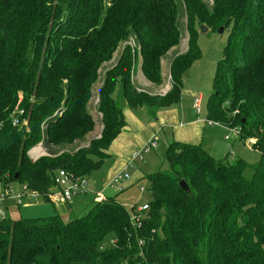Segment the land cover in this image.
I'll list each match as a JSON object with an SVG mask.
<instances>
[{"label": "trees", "instance_id": "obj_1", "mask_svg": "<svg viewBox=\"0 0 264 264\" xmlns=\"http://www.w3.org/2000/svg\"><path fill=\"white\" fill-rule=\"evenodd\" d=\"M210 1L182 0L188 48L171 61L170 91L157 96L135 92L133 78L140 59L147 81L163 84L165 57L181 43L176 0H0V187L18 183L44 196L56 190L60 170L85 178L109 158L127 125L126 107L155 117L179 103L184 75L199 58L196 24L232 26L207 121L255 140L261 156L247 176L241 160L230 164L201 145L171 142L169 171L146 177L149 209L138 225L112 197L72 219L7 217L0 264H264V0ZM122 45L98 91L101 137L88 149L33 162L28 152L43 136L60 148L93 128L91 88ZM16 110L23 114L13 117Z\"/></svg>", "mask_w": 264, "mask_h": 264}, {"label": "rangeland", "instance_id": "obj_2", "mask_svg": "<svg viewBox=\"0 0 264 264\" xmlns=\"http://www.w3.org/2000/svg\"><path fill=\"white\" fill-rule=\"evenodd\" d=\"M204 2L211 6L210 0H204ZM178 10L177 26L180 31V45L176 51H171L165 57L166 64L164 72L169 73L167 60H173L177 51L182 47L188 46V26L186 25V11L184 10L182 0H176ZM222 28V27H221ZM232 26L225 29L223 33L219 32V29L208 28L206 26H200L196 24L195 27V41H197L199 49V58L192 64L189 70L185 73L183 78L182 98L177 104L172 105L170 108L159 111H168L167 118L164 116L156 117L148 116V122L151 126H155L158 130L150 137L149 142L144 146L142 151L148 149V145L154 138L157 143V147L154 149H148L144 153L142 160L136 159L132 161L133 155L126 157L125 155H119L110 152V157L105 160L104 164L97 170L91 171V173L84 179L90 189L88 196L75 197L71 203V209L74 216H85L93 207L95 192L102 193L108 197L114 198L118 203L123 204L128 212L132 215L136 214V211L143 203L150 201V194L147 191L142 190L148 188L147 176L153 175L158 171H169L168 164L166 162V150L170 139L172 137H179L185 142L196 140L203 142V147L207 153L214 158L228 161L230 164L237 160H241L250 168L247 171V176L252 174V166L257 164L260 160V153L252 148L246 141L234 135L232 130L223 127L220 124L210 125L207 121V102L210 95L213 93V81L216 75V69L218 63L223 60V51L228 43V37L230 35ZM134 45L133 40L129 42ZM136 44V43H135ZM124 45H122L114 54L111 62H107L102 65L99 72L98 81L92 86V96L88 100L86 108L91 116L92 124H94L91 130L81 137H74L72 142L67 145H63L59 148V145H52L48 143L44 136L41 143L31 150H29V158L33 162L41 158L44 155H57V153H70L79 151L80 149H88L93 140L99 139L104 131L105 124L102 123V115L98 111L99 102V85L102 84L104 79V73L110 66H114L117 63V58L121 53ZM187 51V50H186ZM141 60L137 62L136 71L140 68ZM171 82V81H170ZM99 88V89H98ZM137 91V90H136ZM138 92V91H137ZM198 97H203L201 114L197 116L194 112V103ZM141 119H145L142 112H147L145 109L132 110ZM23 114L22 111H15V114ZM147 114V113H146ZM175 117V120H172ZM201 119L204 124H199L191 127L179 128L178 125L181 122L189 124L193 120ZM16 121V118H13ZM126 122V120H125ZM23 126H27V120L24 121ZM148 131V128H147ZM156 133H158L156 135ZM170 137V139H168ZM183 142V141H181ZM199 143V142H198ZM138 151V150H136ZM131 157V158H130ZM129 162V163H128ZM127 166V171L131 177V182L127 184V188L117 186L115 188L107 187V183L112 177L120 172V170ZM9 187V186H8ZM9 190L12 193L18 194L21 190L20 184H10ZM52 203V202H51ZM54 203V202H53ZM5 205L11 208L8 218H43L55 214L54 205L46 202L44 199H29L24 200L18 207L16 201L10 199L5 202ZM143 215V214H142ZM145 215V214H144ZM106 247H104L105 249ZM41 264H50L47 258L42 260Z\"/></svg>", "mask_w": 264, "mask_h": 264}, {"label": "crops", "instance_id": "obj_3", "mask_svg": "<svg viewBox=\"0 0 264 264\" xmlns=\"http://www.w3.org/2000/svg\"><path fill=\"white\" fill-rule=\"evenodd\" d=\"M187 48H188V46L187 47H182L180 50L177 51L176 55H181V53L186 52ZM176 50H177V48H175L173 51H176ZM171 61L172 60H167V63H168L167 66H168L169 69H170ZM165 64H166V60L163 62V66H162V74H163L164 82L160 86L154 85L151 82L149 83L147 81V79L145 78V76L142 74L140 68L137 71H135L134 78H133L135 90H137L139 92L148 93L149 95L151 94V95H157V96H165L166 93H168L170 91V89H171L170 74L169 73L166 74L164 72ZM114 66L108 67L106 69V71H108L109 69H111ZM101 85L102 84L99 85V88H100ZM194 107H195V105H194ZM168 108H170V107H168ZM138 109H141V110L145 109V111H146V108H138ZM193 109H194V112H195V108H193ZM161 110H165V109H161ZM142 113H143L145 119H141L140 117H138L137 114L133 113L132 109H130L129 107H126L124 109V118L126 120L125 123H127V125L122 130L120 135L116 138V140L112 143V145H111V147H110V149L108 151L109 155H110V152L113 153V154H115V152H116L117 154H119L121 156L125 155L126 157H128V156H132L134 153H136V150L142 149L144 146H146V144L150 140V137H152L158 129L154 125L151 126L152 124L150 125V122H148V116H150L149 113L148 112H142ZM168 113H169L168 111H158L157 112V114L159 116L162 115V116H164V118H167ZM157 114H156V116H157ZM195 114L197 115L196 112H195ZM199 114H201V113H199ZM199 114L197 116H199ZM172 120H175V117H173ZM199 124H204V122L201 119L193 120L192 122H189V124L181 122L178 125V127L179 128H183V127H186V126L188 127V125H191V127L196 125V127H197ZM208 124L215 125L217 123L214 124V123H211V122L208 121ZM147 128H148V131H147ZM157 134L158 133H156V135ZM168 139H170V137ZM191 139H194V140H189L188 142H185L184 140H182L179 137H172V139H170L169 142L170 143L171 142H179V143H182V144L189 143V144L203 146V142H201V139H200V141L196 140V138H191ZM152 140H155V139L153 138ZM181 141H183V142H181ZM156 147H157V143H156ZM122 171H126L128 173L127 166H124L120 170V172H118L114 176L120 174ZM129 181L131 182V177L129 178V180H127V181H125L123 183V187L127 188V184L129 183ZM94 194H95L94 201L97 202L96 192ZM88 195L89 194H87L86 196H88ZM81 196H84V195H81ZM103 196L105 197V199L108 198V196H106L104 194H103ZM26 199L29 200L28 198H26ZM39 199H36V200H39ZM48 203H50L51 205H54V208H55V211H56L55 214H57V215L59 214L62 218H64V219H72V218L75 217L73 212H72L71 205L66 204L64 201H60L59 200L58 202H54V203L53 202L51 203V202L48 201ZM143 204H145V203H143ZM6 207L8 209V213H7V216H8V214L10 213L11 208H9L8 206H6Z\"/></svg>", "mask_w": 264, "mask_h": 264}, {"label": "built area", "instance_id": "obj_4", "mask_svg": "<svg viewBox=\"0 0 264 264\" xmlns=\"http://www.w3.org/2000/svg\"><path fill=\"white\" fill-rule=\"evenodd\" d=\"M202 97H198V99L195 101V112L197 115L201 113L202 110ZM17 122L13 121V125H16ZM235 136L239 137V132L237 129H232ZM249 145L254 144L256 141L253 139H248L246 141ZM156 147L155 140H152L150 144L148 145V149H153ZM147 149V150H148ZM146 150V151H147ZM145 150H138L133 155L132 161H136V159L142 160ZM130 176L126 171H122L120 174L114 176L108 183L107 187L115 188L117 186H123V183L127 180H129ZM55 191L51 193H46L44 196L39 195L37 192L31 191L27 188V186H21V192L18 194L12 193L11 190H9L10 187H0V221L6 219L8 209L5 206V202L13 199L16 201L17 206L19 207L26 198L28 199H43L42 197H47L50 202H58L64 201L65 203H71L75 197L81 196V195H87L90 193V189H88V185L84 178L75 177L74 175H70L66 173L63 170H60L57 172V175L55 177ZM142 190L145 191V189L142 187ZM97 201L103 200L105 197L103 196V193H97ZM149 209V204L145 203L139 209L136 211V214L133 213L131 216L132 221L134 224H139L142 220L141 216L142 213L147 211ZM113 243V242H112Z\"/></svg>", "mask_w": 264, "mask_h": 264}, {"label": "water", "instance_id": "obj_5", "mask_svg": "<svg viewBox=\"0 0 264 264\" xmlns=\"http://www.w3.org/2000/svg\"><path fill=\"white\" fill-rule=\"evenodd\" d=\"M219 32L220 33H223L224 32V28L222 27V28H220L219 29ZM135 92H137L136 90H134ZM18 177H19V175H17L16 176V178L18 179ZM179 185H180V187L183 189V191L185 192H189V186L186 184V182H184V181H181L180 183H179Z\"/></svg>", "mask_w": 264, "mask_h": 264}]
</instances>
